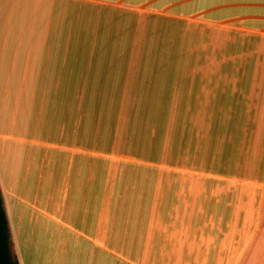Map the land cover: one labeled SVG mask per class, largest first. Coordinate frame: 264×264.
<instances>
[{"label": "crops", "instance_id": "0c3cea01", "mask_svg": "<svg viewBox=\"0 0 264 264\" xmlns=\"http://www.w3.org/2000/svg\"><path fill=\"white\" fill-rule=\"evenodd\" d=\"M78 1L139 5L145 40L70 48L45 6L3 32L12 259L264 264V0Z\"/></svg>", "mask_w": 264, "mask_h": 264}, {"label": "rangeland", "instance_id": "374dc122", "mask_svg": "<svg viewBox=\"0 0 264 264\" xmlns=\"http://www.w3.org/2000/svg\"><path fill=\"white\" fill-rule=\"evenodd\" d=\"M63 2L0 0V32H2L0 33V44L1 40H6V44L9 45L17 43L13 36L3 34V32L24 31L27 33L34 27H41L42 23L37 19L41 16L39 9L42 6L50 8L52 29L58 30L61 27L60 20L65 18V22L62 20V32L66 29V43L69 47L71 46L70 48L76 45L89 47L95 44L105 45L109 42L120 47L131 46L134 42V45L139 47L142 40H145L143 37L145 27L142 28L143 22L139 5L134 7L110 4L94 5L84 4L78 0H63ZM60 16L62 17L60 18ZM78 16L79 20H77ZM45 24L47 25L45 28H47L48 21ZM57 41L58 36H54L53 44L59 43ZM68 55L74 56L76 53ZM138 56L139 52L135 51L134 59H138ZM5 87L6 85L0 84V94L4 92L2 89ZM136 108L139 109V106L137 105Z\"/></svg>", "mask_w": 264, "mask_h": 264}, {"label": "trees", "instance_id": "16d2710c", "mask_svg": "<svg viewBox=\"0 0 264 264\" xmlns=\"http://www.w3.org/2000/svg\"><path fill=\"white\" fill-rule=\"evenodd\" d=\"M0 264H17L12 259L9 251V240L7 231V221L2 209L0 198Z\"/></svg>", "mask_w": 264, "mask_h": 264}]
</instances>
